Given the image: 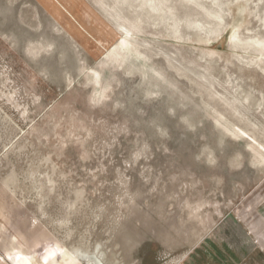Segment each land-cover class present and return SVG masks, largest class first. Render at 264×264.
Returning <instances> with one entry per match:
<instances>
[{
	"label": "rangeland",
	"instance_id": "374dc122",
	"mask_svg": "<svg viewBox=\"0 0 264 264\" xmlns=\"http://www.w3.org/2000/svg\"><path fill=\"white\" fill-rule=\"evenodd\" d=\"M0 264H264V0H0Z\"/></svg>",
	"mask_w": 264,
	"mask_h": 264
},
{
	"label": "bare ground",
	"instance_id": "6f19581e",
	"mask_svg": "<svg viewBox=\"0 0 264 264\" xmlns=\"http://www.w3.org/2000/svg\"><path fill=\"white\" fill-rule=\"evenodd\" d=\"M124 44H125V42H123ZM121 44V43H120ZM122 45V44H121ZM118 47H120V46H118ZM127 49H128V47H127Z\"/></svg>",
	"mask_w": 264,
	"mask_h": 264
}]
</instances>
